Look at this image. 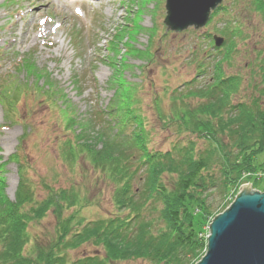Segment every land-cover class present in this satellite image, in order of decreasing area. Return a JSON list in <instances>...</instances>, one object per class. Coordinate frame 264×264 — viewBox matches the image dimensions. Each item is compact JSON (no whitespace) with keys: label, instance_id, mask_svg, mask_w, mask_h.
Wrapping results in <instances>:
<instances>
[{"label":"rangeland","instance_id":"rangeland-1","mask_svg":"<svg viewBox=\"0 0 264 264\" xmlns=\"http://www.w3.org/2000/svg\"><path fill=\"white\" fill-rule=\"evenodd\" d=\"M164 1L0 0V89L7 97L6 105L0 104V163L3 164L0 178H4L6 200L2 203L13 202L19 192L25 194L21 187L23 179L38 199L43 200L52 188L57 193L78 196L73 198L77 204H70L58 225L52 213L29 222L30 239L24 246L25 253L32 249L45 252L50 248L63 222L70 236L87 222L117 211L112 199V181L92 161L91 151L76 147L75 134L80 131L79 127L75 125L73 131L65 127L61 116V111L66 110H63L64 103L67 110L72 111L68 115L82 121L86 115L100 116L116 93L118 100L119 96L125 98L124 104L138 115L139 122L142 120V129L148 137L146 145L150 149H169L176 139L189 138V131L182 127L178 116L208 98L187 97L184 93L187 87H205L214 80L212 65L224 50L218 52L210 40L213 34H220L218 30L223 28L224 19L232 25L240 24L245 32V37L235 39L232 59L221 63L225 76L238 74L243 78V83L230 97L231 102H250V98L258 94L259 88L249 82L251 74L254 75L252 80L258 82L257 68L251 61L264 49V20L248 6L249 0H223L225 14L213 16L204 29L182 32L166 29ZM118 30L120 37L115 39L116 49L111 55L106 50L107 41ZM132 46L140 51L139 56L133 54ZM196 48L194 58L196 53L192 55L191 50ZM28 53L36 66L50 77V82L56 84V92H47L43 80L36 82V78L27 75V70L19 65ZM200 56L201 61L206 62L204 72L196 65ZM21 88L30 93L20 91L13 98L14 91ZM40 91L43 94L36 93ZM103 121H107L105 116ZM133 125L130 122L126 132ZM11 130L14 132L11 144L5 146L2 137ZM67 141L77 148L71 159L62 155ZM254 163L264 165V149L256 154ZM249 173L264 176L259 170ZM246 177L239 185L251 183L252 178L245 180ZM163 181L167 188L173 185L168 177ZM259 182L256 187L251 183L250 190L263 192L264 178ZM219 192L217 188L209 194V200L218 204L215 216L230 206L240 189L226 190L224 198ZM24 210L27 212L28 203ZM4 212L2 210L0 216ZM214 217L200 226L199 234L204 238L209 235ZM94 254L103 255V251L90 244L66 250L70 260ZM111 264L147 263L128 260Z\"/></svg>","mask_w":264,"mask_h":264},{"label":"trees","instance_id":"trees-1","mask_svg":"<svg viewBox=\"0 0 264 264\" xmlns=\"http://www.w3.org/2000/svg\"><path fill=\"white\" fill-rule=\"evenodd\" d=\"M248 2V6L264 20V0ZM220 13H226L225 7L215 11V15ZM218 31L225 40L222 48L217 50H224L222 56L212 65L214 80L207 83L206 88H188L184 93L187 97H208L178 116L182 127L189 131L188 139H176L167 150L150 149L146 145L148 137L142 129V120L139 122L138 115L124 104L125 98L119 96L118 100L116 93L106 111L109 116L107 130L94 128V116L78 123L80 132L76 147L91 151L92 161L112 181V199L117 208L114 214L87 222L70 236L66 222H63L50 248L45 252L32 249L25 253L24 246L30 239L29 222L39 221L52 213L58 225L65 210L77 204L73 200L77 195L57 193L52 188L43 200L38 199L23 179L21 187L25 194L19 192L13 202L2 203L6 200L4 180L1 179L0 212H5L0 216V264H111L128 260L147 264H194L200 259L206 250V238L199 234L200 226L217 213L218 204L209 200V194L218 188L224 198L226 190L238 187L244 173L257 170L264 173L263 163H254L256 154L264 149V49L257 52L255 61H251L257 68L258 82L252 80L254 75L251 74L249 84L259 88L258 94L251 97L250 102L232 103L230 97L243 83V78L238 74L225 76L221 63L232 59L230 54L235 49V39L245 37V32L240 24L232 25L225 19L223 28ZM119 37L116 32L113 39ZM115 44L111 40L107 48L114 52ZM19 63L27 70V75L36 78V82L43 80L47 92H56V84L50 82V77L36 66L29 54ZM75 87L78 89V84ZM20 91L30 93L27 89H16L13 98ZM3 93L0 89V101L7 98ZM36 93L43 94L41 91ZM124 106L128 108L123 109ZM61 114L71 128L74 119L66 110ZM129 122L134 125L127 133ZM197 143L204 144L203 148ZM69 145V141L65 142L64 148ZM76 147L63 150L67 153L64 157L71 159ZM164 177L172 180L170 188L164 184ZM23 178L27 179L26 176ZM250 179V176L245 178ZM252 180L254 186L259 183L256 178ZM26 203L27 212L24 210ZM85 244L97 250L101 248L103 255L75 260L67 258L66 250Z\"/></svg>","mask_w":264,"mask_h":264},{"label":"water","instance_id":"water-1","mask_svg":"<svg viewBox=\"0 0 264 264\" xmlns=\"http://www.w3.org/2000/svg\"><path fill=\"white\" fill-rule=\"evenodd\" d=\"M221 1L165 0L164 23L175 32L202 27ZM221 43L215 37V44ZM250 188L241 187L230 206L211 221L206 251L194 264H264V191Z\"/></svg>","mask_w":264,"mask_h":264},{"label":"bare ground","instance_id":"bare-ground-1","mask_svg":"<svg viewBox=\"0 0 264 264\" xmlns=\"http://www.w3.org/2000/svg\"><path fill=\"white\" fill-rule=\"evenodd\" d=\"M14 132L11 130L9 131V133H6L3 137H2V143L5 146H9L11 144V138L13 136Z\"/></svg>","mask_w":264,"mask_h":264}]
</instances>
